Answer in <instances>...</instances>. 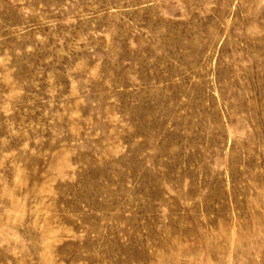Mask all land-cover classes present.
Returning a JSON list of instances; mask_svg holds the SVG:
<instances>
[{"label":"rangeland","instance_id":"rangeland-1","mask_svg":"<svg viewBox=\"0 0 264 264\" xmlns=\"http://www.w3.org/2000/svg\"><path fill=\"white\" fill-rule=\"evenodd\" d=\"M0 264H264V0H0Z\"/></svg>","mask_w":264,"mask_h":264}]
</instances>
